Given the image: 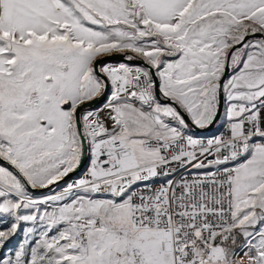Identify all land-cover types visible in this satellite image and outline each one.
<instances>
[{"label":"snow or ice","instance_id":"6c2138e0","mask_svg":"<svg viewBox=\"0 0 264 264\" xmlns=\"http://www.w3.org/2000/svg\"><path fill=\"white\" fill-rule=\"evenodd\" d=\"M0 225V264H264V0H0Z\"/></svg>","mask_w":264,"mask_h":264},{"label":"bare ground","instance_id":"6f19581e","mask_svg":"<svg viewBox=\"0 0 264 264\" xmlns=\"http://www.w3.org/2000/svg\"><path fill=\"white\" fill-rule=\"evenodd\" d=\"M216 130V128H215V126L213 127V129H212V131H215Z\"/></svg>","mask_w":264,"mask_h":264},{"label":"water","instance_id":"95a60500","mask_svg":"<svg viewBox=\"0 0 264 264\" xmlns=\"http://www.w3.org/2000/svg\"><path fill=\"white\" fill-rule=\"evenodd\" d=\"M116 59H119L118 57Z\"/></svg>","mask_w":264,"mask_h":264},{"label":"rangeland","instance_id":"374dc122","mask_svg":"<svg viewBox=\"0 0 264 264\" xmlns=\"http://www.w3.org/2000/svg\"><path fill=\"white\" fill-rule=\"evenodd\" d=\"M0 226H2V225H0Z\"/></svg>","mask_w":264,"mask_h":264}]
</instances>
